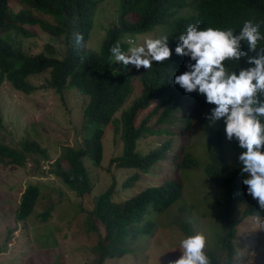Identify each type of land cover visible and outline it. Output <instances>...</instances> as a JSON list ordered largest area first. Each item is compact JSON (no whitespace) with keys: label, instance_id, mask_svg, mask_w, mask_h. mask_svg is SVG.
I'll return each mask as SVG.
<instances>
[{"label":"trees","instance_id":"obj_1","mask_svg":"<svg viewBox=\"0 0 264 264\" xmlns=\"http://www.w3.org/2000/svg\"><path fill=\"white\" fill-rule=\"evenodd\" d=\"M15 1L20 4L17 10L9 7L8 0H0V84L6 81L12 89L29 94L34 90L30 77L42 73L46 75L44 86L60 97L64 91L75 89L83 99L81 117L84 128L81 126L76 133L79 140L74 146L60 145V151L52 161L47 159L46 150L34 139L21 140L17 148L0 143V166L9 171L25 167L30 160L36 173L51 175L61 187L82 199L92 188L91 169L102 167L101 136L104 127L111 124L113 130L118 131L121 146L119 154L108 159L106 168L114 165L115 170H130V174L119 180L111 177L106 189L93 197L89 209L80 201L74 209L66 205L58 213V217L66 221L81 213L78 226L82 232L96 236L90 246L93 259L88 264H103L108 258L130 254L135 250L136 242L156 228V217L161 218L162 214L171 211H175L173 221L185 237L193 234L196 216L208 220L214 240L207 243L206 252L212 264H244L246 256L238 255L235 250L237 226L242 218L262 216L264 212L259 210L257 201L247 193V186L243 184L247 174H242L238 157L244 150L235 138L227 140L223 119L216 123L207 119L214 105L206 103V98L198 92L186 93L174 83L175 76L188 70L189 62L194 63L189 57L177 55L175 47L179 43L178 36L186 32L190 24H198L200 28H232L238 34L244 20L264 21V0H199L192 13L169 20L172 10L186 0H117L115 17L103 27L104 35L97 49L86 47V42L95 8L104 0ZM164 20L169 24L165 35L169 37L172 49L170 59L153 62L148 70H137L131 64L124 66L113 60L109 49L114 42L119 41L122 51L127 53L133 46L130 42L143 43L137 40L138 35L147 33L152 24ZM261 32L264 34V26ZM77 34L83 35L80 43L76 42ZM41 35L55 37L54 41L61 42L63 55H57L53 40L40 41ZM241 46L249 56L257 54L249 51L246 42ZM259 46L264 47V41H260ZM226 64L237 72L250 66L247 57L238 63ZM133 78L137 80L135 86L138 89L130 99ZM126 99L131 100L127 108L114 118V113ZM150 103L153 107L135 125L136 114ZM181 110H187V115L179 117L182 122L180 132L197 123L209 145L203 163H199L198 157L187 147L185 136L174 147L171 128L158 127L165 118L174 120L172 114ZM153 116L154 122L149 123ZM162 134L165 138L161 139ZM148 137L153 138L142 150H135L137 142ZM224 142L231 146V164L225 159ZM39 159L45 161V170L40 169ZM161 162H167L164 163L167 167L163 168ZM198 165L202 167L200 173L208 182L207 187L208 184L213 186L215 193H209L204 186L205 192L201 195L188 191L186 186L191 181L186 183V180L194 181L198 174L185 173ZM148 172L158 175V180L151 176V181L143 184L141 175ZM139 180L141 182L136 183ZM128 187L136 190L116 198L115 189ZM43 194L36 184L24 187L13 210L15 225L7 229L1 250L6 249L7 238L19 222L22 227H28L49 220L54 208L51 202L34 212L41 200L47 199ZM57 196L63 197V192L57 190ZM207 199L212 202L210 205L205 203ZM239 203L244 206L240 218L236 219L234 213ZM210 206L212 208L208 211ZM199 209L204 211L198 212ZM44 246L42 244L37 249ZM41 254L38 264L46 263L48 255L52 259L50 264L60 263L61 253L52 255L46 247L42 248Z\"/></svg>","mask_w":264,"mask_h":264},{"label":"rangeland","instance_id":"obj_2","mask_svg":"<svg viewBox=\"0 0 264 264\" xmlns=\"http://www.w3.org/2000/svg\"><path fill=\"white\" fill-rule=\"evenodd\" d=\"M8 5L13 10H17L20 6L15 0H8ZM116 7L117 0H104L96 6L86 47L91 49L98 48L104 35L103 27L112 22L115 17ZM187 13V11L181 12L182 15ZM168 30V21L164 20V22L152 24L151 29L147 30L145 34H139L137 40L142 42L145 35H165ZM45 39L47 41L49 39L53 40L57 55L61 57L62 53H64V45L61 42L54 41L56 40L55 37L47 36L45 38L44 35L39 37L40 41ZM30 49L35 48L30 47ZM45 76L40 73L30 77L34 90L29 94L12 89L6 81L0 84V143L17 148V144L21 140L34 139L46 150L47 159L52 161L59 153L60 145L74 146L79 140L76 133L82 127L84 128V122H82L81 117L83 99L75 89L64 91L62 97H60L52 89L44 86L46 83ZM136 81L135 78L132 79L133 90L128 96L130 99L137 94ZM130 101L129 99L125 100L121 108L114 113V118H118L119 112L127 108ZM152 107L153 104L150 103L147 108L140 110L136 114L134 118L135 125H137L140 117L145 115ZM176 114L180 115L181 112L175 111L172 114L174 120L165 118L162 124H158V127L171 128L174 132L172 140L174 147L179 143L178 140L185 136L187 147L193 155L195 154L198 157L199 163H203L206 160L205 153L209 151V145L203 139L200 125L197 123L192 124L186 131L180 132L182 122L180 121V116ZM154 119L155 116L150 119L149 123H153ZM152 138L148 137L137 142L135 150H142ZM159 138L165 137L162 134ZM101 143L104 152L101 160L102 167L100 165L91 169L92 188L82 199L61 187L60 182L51 175L36 173L34 168L31 167L33 163L30 160L25 163V167L14 170L7 171L0 166V250L3 246L2 242L6 238L7 229L15 225L13 210L22 190L27 184H36L44 193L43 196L47 195V199L44 200L45 198H43L40 202L41 204L35 208L34 212L40 211L49 202L54 205L51 216L45 223L34 226L28 225V227L26 225L22 227V223H18L16 229L7 238L6 249L0 251V264H19L21 261L22 264H38V260L42 257V248L46 247L49 248V253L52 255L61 253L59 264H88L91 262L93 254L90 251V246L95 241L96 236L82 232L81 226H78L82 214L76 213L71 220L66 221L59 218L58 213L60 208H65L66 205L74 209L75 204L80 201L84 208L89 209L92 206L93 197L106 189L111 177L119 180L130 174V170H115L114 165L106 168L108 159L118 155L121 146L118 131L113 130V125L107 124L104 127ZM224 146L226 162L231 164V146L228 142H224ZM44 162L43 159H39L40 169L42 170L46 169ZM164 163L167 162L160 163L163 168L167 167ZM168 168H171V166ZM201 168L198 165L192 168L191 171L184 172L186 175L193 172L198 174L194 181L186 180V183L191 181L186 186L189 188L188 191L196 192V194L200 193L198 195L205 192L204 190L208 183L200 173ZM141 176L143 184L151 181V176L152 179L155 178V181L158 180V175L150 174V172ZM140 182L141 180L136 183ZM206 189L209 193L216 192L214 187L209 184ZM57 190L63 192V197L57 196ZM135 190L134 187H128L124 190L117 188L115 189V195L116 198L119 196L123 197ZM185 192L186 190L184 189ZM183 198L185 199V195ZM205 203L210 205L212 202L207 199ZM243 206V203L237 205L234 213L236 219L240 218ZM211 208V206L207 207V210L210 211ZM199 211L202 212L204 210L199 209ZM174 214L175 211H171L169 214H162L161 218L156 217V228L144 239L136 242L135 250L119 258H108L103 264H169L170 261L178 259L181 255L178 248L179 243L185 235L173 221ZM196 217L193 234L202 232L207 238V243L213 241L212 228L206 222L208 220L205 221V217ZM168 222H170V225H165ZM42 244H45V246L37 249ZM235 250L238 255L246 256L244 264H264V215H248L240 220L237 226ZM32 258L33 260H31ZM51 260L48 255L44 264H50Z\"/></svg>","mask_w":264,"mask_h":264},{"label":"clouds","instance_id":"obj_3","mask_svg":"<svg viewBox=\"0 0 264 264\" xmlns=\"http://www.w3.org/2000/svg\"><path fill=\"white\" fill-rule=\"evenodd\" d=\"M197 2L199 0H186L172 10L173 14L167 19H173L183 11H187V15L192 13ZM262 26L264 21L246 19L236 34L232 28L188 25L186 32L178 36L175 53L189 57L194 63L189 62L188 70L176 75L174 83L186 93L198 92L206 98V103L214 105L207 119L210 123L223 119L227 140L235 138L244 150L238 157L242 174H247L243 184L257 201L259 210L264 212V47L259 46V42L264 41ZM82 41L83 35L77 34L76 42ZM242 42L247 43L249 51L257 54L249 56L242 49ZM130 43L133 46L127 53L122 51L119 41L111 45L109 51L115 62L148 70L153 62H164L172 56L167 35H149L139 45ZM244 57L250 66L242 67L238 72L226 64L238 63ZM179 112L181 114L177 116L187 115V110ZM206 247L207 238L202 232L187 235L179 243L181 255L169 264H212Z\"/></svg>","mask_w":264,"mask_h":264}]
</instances>
